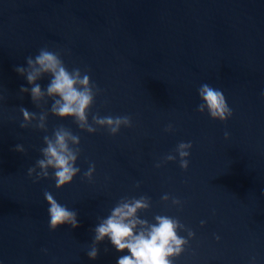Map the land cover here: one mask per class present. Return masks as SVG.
I'll return each instance as SVG.
<instances>
[{"label": "water", "instance_id": "95a60500", "mask_svg": "<svg viewBox=\"0 0 264 264\" xmlns=\"http://www.w3.org/2000/svg\"><path fill=\"white\" fill-rule=\"evenodd\" d=\"M42 47L88 74L94 133L55 117L46 95L33 103L20 93L28 85L14 69ZM201 83L223 92L232 112L223 123L196 111ZM261 90L264 0H0V264H115L122 253L107 240L87 258L93 228L140 198L138 218L178 221L187 243L173 264H264ZM20 107L34 113L23 129ZM123 115L130 126L113 136L93 121ZM59 128L79 137L70 143L79 172L57 190L51 173L34 183L26 170ZM181 141L191 142L187 167L161 163ZM44 191L76 212V228L48 229Z\"/></svg>", "mask_w": 264, "mask_h": 264}, {"label": "clouds", "instance_id": "9594fccd", "mask_svg": "<svg viewBox=\"0 0 264 264\" xmlns=\"http://www.w3.org/2000/svg\"><path fill=\"white\" fill-rule=\"evenodd\" d=\"M14 71L18 76H22L28 85L27 88L22 85L19 91L21 94L27 92L31 102L35 103L46 95L52 99L49 110L55 117L61 120L72 119L87 133L95 132V128L87 123L86 113L93 99L87 73L81 74L79 69L69 71L57 53L47 47L40 48L34 56L26 57L25 65H17ZM42 77L48 78L43 90L37 83ZM260 96L264 97V90H261ZM197 98L199 103L196 111L206 112L209 119L223 123L231 117V109L219 88L201 83L197 89ZM19 113V127L23 129L34 119V113L24 107H20ZM43 121L44 117L41 116L37 128L43 127ZM93 121L96 126L104 128L109 136L117 134L122 126L125 128L130 126V119L126 115L94 116ZM170 128V125L166 126L164 131L167 132ZM227 136L228 133L225 132V139ZM78 141V136L64 128L55 130L51 137L45 136L40 158L27 168L26 175L35 183L41 178L49 177L51 173V180L57 190L68 185L79 172V167L75 163L77 153L70 147V143L75 145ZM190 148V141L179 142L174 149L175 157L168 154L161 163L178 159L180 169H185ZM14 151L23 153V145L17 143ZM159 166L160 163L155 165ZM93 171L94 165L89 163L83 174L84 178L91 179ZM261 194L264 195V189L261 190ZM43 201L47 206V226L50 231L63 225L73 229L77 227L78 221L73 209L59 203L48 191H44ZM146 207L147 202L144 198L124 201L114 206L93 228V242L86 251L87 258L95 260L96 244L107 240L116 253H122L117 256L115 264H173V258L182 252L187 243L185 237L177 234L179 223L169 216L157 215L154 217L155 222L149 224L136 216L138 210ZM192 235L193 233L189 231L188 236Z\"/></svg>", "mask_w": 264, "mask_h": 264}]
</instances>
